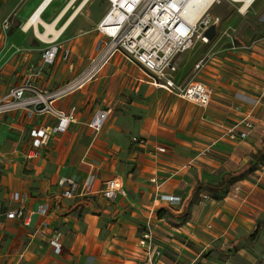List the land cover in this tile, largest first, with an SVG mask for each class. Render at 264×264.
<instances>
[{
	"label": "crops",
	"instance_id": "1",
	"mask_svg": "<svg viewBox=\"0 0 264 264\" xmlns=\"http://www.w3.org/2000/svg\"><path fill=\"white\" fill-rule=\"evenodd\" d=\"M42 1L27 0L25 7L20 13L25 19L24 24ZM70 1L53 0L43 14V20L50 25L56 22L55 27L57 30H61L68 19L79 9L84 0H75V3L66 10L64 16L60 17L62 11ZM89 3L85 4L86 6L82 9V13L77 14V18L75 17L71 22L72 24H70L71 26L69 25L64 32L71 29L79 16L87 9L86 7ZM254 4L256 5L257 3L254 2ZM254 6H251L247 12ZM38 31L44 33L46 28L43 25H38ZM64 32L59 39L67 33L64 34ZM50 37L53 39L52 36ZM59 39L54 44H57ZM38 40L43 43L39 38ZM54 44H51L50 47ZM67 49H70L71 54L74 55L73 48ZM243 49L246 50L240 52L239 55L237 54L235 58L226 57L225 60L212 58L204 65L196 63L194 71H202L203 69L209 71L210 78H206L208 85H205L212 91L210 105L203 109L186 102L190 104L188 109L193 111L194 116L190 122L192 126L189 129H187V126L183 130V134L175 131L169 132V135H166V131L163 128H159L158 124H156L149 132H143V135L140 133L132 135L128 144V155L134 168H130V172L127 170L126 176H122L124 170L116 164L111 168L103 169L95 163L96 160H92L93 162L86 161L91 151L96 154V152L103 153L102 149H109L111 144L109 132L112 126L107 127L103 134L100 135V133L97 137L89 129L91 133L85 148L80 149L71 144L69 149L59 150L64 134L74 129L80 117L82 118L84 115L81 114L82 107H80V105L84 104V100L81 101V99L72 95L83 91L89 85L102 79L103 71L83 88L52 100L53 107L58 110L69 111L72 107H76L78 111L77 116H79L78 121L71 125L68 132L52 136L48 146L43 147L39 156L30 161L25 159V155L33 147V139L30 135L31 131L41 127H48L50 129L51 126L57 123L56 119L48 114H31L30 110H20L0 115V120L4 116L7 117L6 121H9L10 127H18L22 133H27V139L24 144L25 150L20 152L21 161L30 164L31 162L48 158L49 160H45V163H43L44 170L48 175H53L56 172L52 183L51 181H47L45 185L44 189L47 190V195H45L46 193L33 190L32 187H38V184L31 185L30 182L26 181L23 178L24 173L22 170H14L10 173L6 185L5 210L0 212V218L4 221V225L0 227V231L6 226L9 228L11 226L13 228L23 227L28 230L26 236L31 245L35 242L37 243L38 235L36 233H38L40 235L39 242H46L49 245L51 255L59 258L60 256L64 257L66 251L71 247V243L67 238V231H62L60 225L70 226L69 221L72 220L74 211L85 210L86 224L88 228H92L102 218V216H99L101 214H109L110 218L121 217L122 213L132 210L139 214L136 209L142 204L145 208L155 210V212L160 208L167 209L173 213L175 216L174 222L179 225L172 227L171 231H167L166 228L162 229L161 231L165 235L160 232L157 233L155 230L157 226H153L156 244L163 251V257L161 259L155 258L154 264H177L169 260L168 253L169 255L171 254L170 248L179 253L180 256L183 255L185 250L190 252L193 257L189 264H198L197 262L207 264L208 260L203 256V253L209 250L207 252L209 254L215 249L222 251V259L224 261L222 264H226V262L234 264L233 258L241 259L240 261L244 264L260 263L259 257L264 245V227L260 226L261 232H259L257 243L260 251L254 261L248 258L251 257V253L247 247L250 237L257 232L258 224L264 223V41H256L255 44L248 45ZM95 52L89 58L84 72L90 67L91 60L98 56L97 48ZM183 54L179 55L176 59L178 68L176 81L178 85L180 84L178 74H181L180 70L182 68L180 63L185 58ZM118 57H114L108 65ZM121 60L128 64L122 58ZM189 62L190 59L184 63L187 65ZM197 65L200 68H197ZM72 67L73 63L71 64ZM138 75V82L150 86L141 81V74ZM15 87L17 86L11 85L0 88V99ZM39 90L45 93L57 91ZM163 92L172 95L165 90ZM72 97L76 98L79 103L66 107L64 105L65 101ZM100 108H109V105L98 106L95 108L94 113ZM245 118H248L254 126L248 139L231 141L228 137L223 136L226 129ZM133 136L147 138L149 140L148 145L142 147L133 144L131 142ZM66 142H63L64 146H66ZM211 144L214 145L211 153H204ZM158 146L167 148V153L163 155L156 154L155 148ZM48 150L50 153H55V156L53 154L48 156ZM120 150V146H116L108 154H114L113 158H115V155L120 156L118 154ZM17 152L18 149L12 152L15 157H12L11 161L9 157H2L5 160H9L8 162H12L16 158L18 159L16 156ZM61 153L62 156L59 158ZM74 153L79 154V157L82 156V158L76 163L67 164L73 160L71 156ZM93 163L96 164L97 176L93 193L72 199L64 198L63 193L66 190L63 184L64 181L71 179L77 184L79 183L80 187H83L88 177L94 171L91 168V164ZM116 167H118L119 172L115 170ZM238 172H243V176L233 184L240 188L237 196L225 195L224 198L215 200L207 190L195 191V187L200 183L215 185L220 182L224 175L228 173L237 174ZM137 174L148 181L152 192H146L140 183L141 180H136ZM214 176H219V178H215L217 181L211 180ZM154 177L160 179V183H162L160 189H157L156 185L151 183ZM113 178L121 180L122 187L126 193L119 194L113 201H108L103 198V195L99 191L102 189L104 181ZM136 192L145 194L142 196V199H139V202L133 198V194ZM13 194H20L22 201L13 203L11 201ZM205 194L209 195L210 199H204ZM166 195L180 197L182 204L171 207L168 203L160 201L161 196ZM151 199L152 201L150 202ZM20 206L25 208L24 213L27 223H25V219L7 220L6 214L13 208ZM46 209V214L43 215L42 211ZM185 213L187 214L186 217L181 219L180 217ZM146 217L148 224L150 215L147 214ZM161 221L160 219L158 220L159 223ZM58 232L62 233V251L60 254H56L54 247L51 245V241H53ZM111 237H114L113 240H115L117 234L114 232L111 234ZM188 244L192 245V249L187 247ZM39 247L41 248L42 246ZM138 248L139 251H135L132 256L133 259L128 262L132 264H151L147 259L144 249L139 245ZM166 250L167 254L164 253ZM30 260V257L28 258L26 254H23L12 264H31ZM211 264H216V261H211Z\"/></svg>",
	"mask_w": 264,
	"mask_h": 264
},
{
	"label": "rangeland",
	"instance_id": "2",
	"mask_svg": "<svg viewBox=\"0 0 264 264\" xmlns=\"http://www.w3.org/2000/svg\"><path fill=\"white\" fill-rule=\"evenodd\" d=\"M26 3L27 0H13V2L12 0H0V88L31 84L42 90L55 91L82 74L88 65L89 58L96 53L95 49L99 40L102 39L97 27L100 25V20L109 11L110 2L109 0H91L84 13L79 16L71 29L66 31L67 33L64 32L66 34H63L64 36L59 39L61 41L57 42V45H61L64 49L73 48L74 55L68 60H64V52L61 51L51 65L45 63V56L52 43L43 42V44L40 42L35 36L33 28L24 31L25 19L20 13ZM255 3L257 4H254L255 6L246 14L241 13L242 6L232 0H222L221 4H216L210 10V16L220 18V24L207 45L197 42L193 50L183 54L185 58L180 63L181 74H178L179 86L182 89L192 81L208 85L206 78H210L209 71H205V69L194 71L196 63L204 65L212 58L224 60L226 57L235 58L237 54L245 51L246 49L243 48L248 45H253L256 41H264V0ZM188 59L190 62L186 65L184 62ZM72 63L73 67L71 68ZM138 74L141 72L136 67L126 64L118 57L103 70L102 79L72 95L81 101L84 100V104L80 105L82 107L81 114L84 115L82 118L80 117L74 129L64 134L59 150L69 149L71 144L80 149L85 148L91 133L87 124L93 118L95 108L102 105H109L112 108V118L107 122L100 135L107 127L112 126L109 132L111 137L109 149L114 150L116 146H120L121 150L118 152L120 156L115 155L113 158L114 154H108L109 149H102L103 153L96 152L94 154L91 151L86 161L96 160L95 163L103 169L111 168L116 164L124 170L122 176H126V171L130 172V168H134L128 155V144L132 135L139 133L143 135V132H149L156 124L166 131V135L175 131L183 134V130L187 126L189 129L194 116L193 111L188 109L190 104L176 96L164 93L162 89L138 82ZM78 103L79 101L72 97L67 99L64 105L70 107ZM6 120L5 116L0 120V212L5 210L7 179L14 170H22L25 175L23 178L26 181L31 185L38 184V187H32V189L36 192L46 193L45 195H47V190L44 189L47 181L52 183L56 174L54 172L53 175H48L44 170L43 163L45 160H49L48 158L30 164L21 161L20 152L25 150L27 133H22L18 127H10L9 121ZM65 141H67L66 146L63 145ZM17 149L18 159L8 162L9 160L2 157H9L11 161L12 157H15L12 152ZM47 154L55 156V153H50L49 150ZM61 156L62 153L59 158ZM79 156L74 153L71 156L73 160L67 164L80 161L82 156ZM118 167L115 168L117 172H119ZM212 178V181H217L215 178H219V176ZM138 179L141 180L140 183L147 193L152 192L148 181L139 174H137L136 180ZM144 195V193L136 192L133 194V198L139 202V199H142ZM136 210L139 214L132 210L124 212L121 217L116 218H110L109 214H101L99 216L102 218L92 228H88L86 224L85 210L74 211L72 220L69 221L70 226L60 225L62 231H67L71 247L66 251L64 257L60 256L59 258L51 255L46 242H39L40 235L38 233H36L38 235L37 243L31 245L26 236L27 229L6 226L0 231V264H12L23 254L30 257L31 264H132L128 261L133 259L135 251H139V241L147 228L146 215L152 213V210L145 208L142 204ZM153 212L149 221L152 228L154 225L157 226L155 229L157 233L165 235L161 231L162 229L166 228L167 231H171L172 227L179 226L174 222V217L168 216L167 213L160 218L155 214V210ZM158 218L162 220L161 223L158 222ZM260 226L264 227V223L258 224L257 232L252 234L248 241L247 249L251 253V257L248 258L253 261L260 251L257 244L258 235L261 232ZM114 232L117 234L115 240H113L114 237H111ZM187 247L192 249L190 244ZM170 251L171 254L168 253V257L172 262L189 264L192 261L193 256L187 250L181 256L171 248ZM208 251H205L204 255L202 254L207 258V264H211L213 260L216 261V264L224 262L221 250L215 249L209 254ZM161 252L163 251L161 250ZM164 253L167 254V250ZM162 257L163 253L159 258ZM240 260L232 259L234 264H244Z\"/></svg>",
	"mask_w": 264,
	"mask_h": 264
},
{
	"label": "built area",
	"instance_id": "3",
	"mask_svg": "<svg viewBox=\"0 0 264 264\" xmlns=\"http://www.w3.org/2000/svg\"><path fill=\"white\" fill-rule=\"evenodd\" d=\"M109 2V11L97 27L102 37L97 46L98 56L91 60L86 72L55 92L45 93L31 84H22L1 97L0 115L30 110L31 114H48L57 121L50 129L41 127L31 131L33 147L25 155L26 160L30 161L38 157L41 149L48 146L52 136L68 132L71 125L78 121L76 107H72L69 111L58 110L53 107L52 100L83 88L88 82L94 80L116 56L136 66L141 72L142 82L165 90L200 108L205 109L210 105L212 91L208 86L206 87L202 82L192 81L182 89L176 81L178 56L194 49L197 42L207 45L210 40L205 36V32L211 26L217 28L220 24V18L209 16L210 5L207 6V0H109ZM195 12L197 15L191 19V14ZM61 51L64 52V60H68L72 55L70 49H63L61 45L54 44L47 51L45 63L53 64ZM197 68L200 66L197 65ZM111 114L110 107L100 108L94 113L87 127L95 137L102 132ZM253 129L252 122L245 118L226 129L223 136L231 141H242L248 139ZM131 142L145 147L149 140L133 136ZM213 146L211 144L204 153H211ZM155 150L156 154L161 155L168 151L163 146H158ZM95 167V163L91 164L94 171L83 187L71 179H66L63 183L66 187L63 197L72 199L92 194L97 180ZM151 181L157 189H160L162 183L158 177H154ZM122 189L121 180L113 178L104 181L99 192L106 200L113 201L119 194H123ZM239 191V187L232 185L226 195L237 196ZM204 199H210V196L205 194ZM11 201L18 203L22 201V198L20 194H13ZM160 201L168 203L171 207L182 204V199L178 196H161ZM24 209L22 206L13 208L5 217L7 220L25 219ZM46 211L47 209L42 211V214L45 215ZM151 212L154 213L153 210ZM152 213L150 219L153 216ZM25 223H27L26 219ZM3 225L4 221L0 218V227ZM61 240L62 233L58 232L51 241L56 254L62 251ZM139 245L144 249L151 264H154L155 258L162 256L150 221L141 236ZM259 262L258 264H264V245ZM226 264L231 263L226 262Z\"/></svg>",
	"mask_w": 264,
	"mask_h": 264
},
{
	"label": "bare ground",
	"instance_id": "4",
	"mask_svg": "<svg viewBox=\"0 0 264 264\" xmlns=\"http://www.w3.org/2000/svg\"><path fill=\"white\" fill-rule=\"evenodd\" d=\"M53 0H43L39 6L33 11V13L30 15V17L28 18V20L25 22L23 28L24 31H29L31 28H33V30L35 31L36 36L42 40L45 43H56V40L59 39V37L62 35V33L66 30V28L72 24L71 22L75 19V17L77 16V14L80 12V10L85 6V4L88 2V0H84L83 3L81 4V6L79 7V9L68 19V21L64 24V26L61 28V30H57V28L55 27L56 22L53 23V25L48 24L47 22H45L42 18L43 14L45 13L46 9L48 8V6H50L51 2ZM235 3H239L241 7L240 12L241 13H247L248 9L251 6H254L253 3L257 2L258 0H232ZM75 3V0H71L69 2V4L66 6V8H64V10L61 13V16H64L66 10H68L73 4ZM222 0H219L218 2H216L215 0H207V6L210 5L209 8V12L212 8H214V6L216 4H221ZM197 15V12L192 13L190 18L193 19L195 18V16ZM210 16V14H209ZM56 21V20H55ZM38 25H43L44 28H46V31L43 32H39L38 31ZM40 27V26H39ZM52 36L53 39L50 37ZM55 41V42H54ZM123 194H125V190L122 189Z\"/></svg>",
	"mask_w": 264,
	"mask_h": 264
},
{
	"label": "trees",
	"instance_id": "5",
	"mask_svg": "<svg viewBox=\"0 0 264 264\" xmlns=\"http://www.w3.org/2000/svg\"><path fill=\"white\" fill-rule=\"evenodd\" d=\"M243 176V172H238L237 174H226L224 175L220 182L218 184L212 185L209 183H200L195 187V191L199 190H207L210 194L211 197L215 200H220L224 198V196L228 193L229 187L235 184ZM167 213L168 216L175 217L173 213L169 212L165 208H160L157 210L156 214L158 217L162 218V216ZM186 213L181 216L180 218L183 219L186 217Z\"/></svg>",
	"mask_w": 264,
	"mask_h": 264
},
{
	"label": "water",
	"instance_id": "6",
	"mask_svg": "<svg viewBox=\"0 0 264 264\" xmlns=\"http://www.w3.org/2000/svg\"><path fill=\"white\" fill-rule=\"evenodd\" d=\"M216 32V27L215 26H211L206 32H205V36H207L209 38V40H211L214 36Z\"/></svg>",
	"mask_w": 264,
	"mask_h": 264
}]
</instances>
